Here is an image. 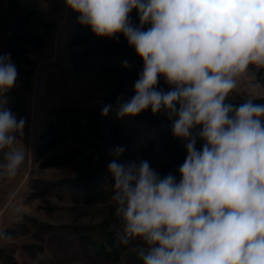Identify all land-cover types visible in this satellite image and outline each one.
<instances>
[{
	"label": "clouds",
	"instance_id": "1",
	"mask_svg": "<svg viewBox=\"0 0 264 264\" xmlns=\"http://www.w3.org/2000/svg\"><path fill=\"white\" fill-rule=\"evenodd\" d=\"M65 5L95 36L122 34L143 61L134 96L117 99V119L164 112L173 136L187 141L179 181L161 178L146 160L120 163L124 147L113 150L118 242L134 245L142 264H264V103L229 102L251 67L264 68V0ZM133 10L139 26L131 23ZM161 78L169 91L158 90ZM17 79L11 54L0 55V180L14 179L31 153L18 146L25 119L6 106ZM112 110L105 105L101 115ZM11 238L0 230V241Z\"/></svg>",
	"mask_w": 264,
	"mask_h": 264
},
{
	"label": "rangeland",
	"instance_id": "2",
	"mask_svg": "<svg viewBox=\"0 0 264 264\" xmlns=\"http://www.w3.org/2000/svg\"><path fill=\"white\" fill-rule=\"evenodd\" d=\"M39 9V18L47 25L32 26L31 30L40 37L38 43L25 45L7 34H0V54L10 53L18 70L16 86L6 94V106L16 113L17 119L22 118L10 94L16 95L26 121L18 146L25 145L31 150L14 179L0 180V230L12 237L0 241L3 255L0 263L10 256L9 264H139L134 245H122L128 249L118 259L108 254L110 245L106 236H96L95 243H87L81 235L85 229L110 230L116 238L120 221L111 200L110 174L107 172L101 182L104 199L92 205L86 204L82 196L74 198L63 183L109 163L117 147L134 154L126 164L145 160L159 164L164 159L159 144L150 149L145 141L131 135L128 140L119 141L114 119L105 116L112 131L107 138H91L86 129L75 127V139L58 145L40 162L35 160L34 154L47 127L60 116L74 118L81 110H102L108 104L115 112L117 100L113 96L134 86L143 70V62L139 63L138 71L122 74L108 71L97 50L114 48L120 42L121 49L136 54L122 34L115 38L95 36L84 45L70 48L68 43L75 31L77 14L66 7L65 0H40ZM134 13L135 10L130 14L131 23L139 26V18ZM147 27L145 25V30ZM79 53L84 54L83 66L74 64L71 59ZM38 79L46 82L44 92L36 89ZM158 90H170L163 78ZM249 97L264 98V68L251 67L239 79L229 100ZM65 153H76L77 160L55 167L45 166L44 160L48 157ZM155 171L161 173V165H157ZM113 220L116 221L111 223Z\"/></svg>",
	"mask_w": 264,
	"mask_h": 264
},
{
	"label": "trees",
	"instance_id": "3",
	"mask_svg": "<svg viewBox=\"0 0 264 264\" xmlns=\"http://www.w3.org/2000/svg\"><path fill=\"white\" fill-rule=\"evenodd\" d=\"M40 0H0V34H7L25 45H32L38 43L40 37L31 30L32 26L47 25L39 18ZM138 16L137 12L134 13ZM139 18V17H138ZM95 35L91 29L81 26L78 22L75 24V31L69 40L68 46L74 48L81 46L93 39ZM120 42L115 44L114 48H101L98 51L99 56L105 64L108 71L122 74L127 71H138L139 63L143 62L142 59L130 50L121 49ZM1 55V54H0ZM74 64L83 66L84 54H74L71 57ZM127 61V66L124 62ZM134 86L130 89L121 92V96H113L117 100H130L134 96ZM14 102V108L18 111L19 115L24 118V112L20 108V101L16 95L10 94ZM244 100L233 101L229 100L236 105H239ZM254 103H264V98L254 100ZM102 110L93 109L84 111L81 110L74 118L68 115L60 116L56 122L50 124L42 135L41 143L36 146L35 160L40 162L44 157L53 152L58 145L65 144L69 140L75 139V127L86 129L91 138L105 139L112 135L111 129L108 127L105 116L101 115ZM115 121V135L119 141H126L129 136H134L138 140L145 141L150 149H154L158 143L163 151L164 159L161 163L151 161L152 169H156L157 165H161L162 171L157 172L161 178L168 174H172L179 181V168L186 159V143L187 141L178 139L172 134V121L167 118L166 113L160 112L153 114L151 109H148L138 116L125 117L117 119L115 112L110 111L108 115ZM203 141L197 140V150H202ZM134 157L131 152H123L120 156V163H128ZM77 160L76 153H65L48 157L45 162L47 165L55 167L63 164H70ZM110 163V162H109ZM108 162L103 163L97 170L84 173L77 178L68 180L63 185L69 189L74 198L82 196L88 205L95 204L103 200L105 192L101 187V182L104 180L108 172ZM113 220L111 223L115 222ZM81 235L85 242L95 243L96 236H106L109 242L108 254L114 258H120L121 254L128 248H122L117 238L113 237L109 231L85 229ZM89 233V234H88ZM106 252V255H108ZM103 254V253H102ZM0 254V258L2 257ZM139 264H142L138 258ZM10 256L3 259L0 264H9Z\"/></svg>",
	"mask_w": 264,
	"mask_h": 264
},
{
	"label": "built area",
	"instance_id": "4",
	"mask_svg": "<svg viewBox=\"0 0 264 264\" xmlns=\"http://www.w3.org/2000/svg\"><path fill=\"white\" fill-rule=\"evenodd\" d=\"M63 20H64V23H66V22H65V18H64ZM36 89H37L39 92H44L45 89H46V82H45V80H43V79H38V80L36 81Z\"/></svg>",
	"mask_w": 264,
	"mask_h": 264
}]
</instances>
